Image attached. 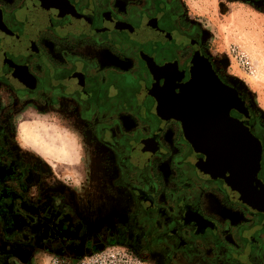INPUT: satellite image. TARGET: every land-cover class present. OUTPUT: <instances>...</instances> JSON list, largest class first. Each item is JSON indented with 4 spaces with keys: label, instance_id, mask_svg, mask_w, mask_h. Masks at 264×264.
<instances>
[{
    "label": "flooded vegetation",
    "instance_id": "flooded-vegetation-1",
    "mask_svg": "<svg viewBox=\"0 0 264 264\" xmlns=\"http://www.w3.org/2000/svg\"><path fill=\"white\" fill-rule=\"evenodd\" d=\"M188 21L180 0H0V264L116 241L157 264H264V123ZM209 66L238 95L232 117L261 143L255 190L207 166L202 174L206 155L158 109L168 78L179 92L193 68ZM26 101L72 107L113 153L118 212L88 240L70 197L15 143L11 116ZM209 188L233 210L222 219L205 208Z\"/></svg>",
    "mask_w": 264,
    "mask_h": 264
},
{
    "label": "rangeland",
    "instance_id": "rangeland-1",
    "mask_svg": "<svg viewBox=\"0 0 264 264\" xmlns=\"http://www.w3.org/2000/svg\"><path fill=\"white\" fill-rule=\"evenodd\" d=\"M180 1L189 24L199 28L217 70L237 85L264 123V0ZM17 108L11 116L15 143L35 159L34 170L41 180L53 191L70 197L88 224L86 239L112 225L120 191L114 185L116 169L111 149L99 140L88 121L73 117L72 107L26 101L19 102ZM21 123L35 150L21 148L17 140ZM168 130L175 134L174 125ZM199 169L207 173L204 158L199 160ZM234 197L241 198L237 194ZM128 201V196L121 200L125 207ZM203 201L206 210L220 219L233 211L223 205L212 188L203 193ZM127 238L132 242L133 233Z\"/></svg>",
    "mask_w": 264,
    "mask_h": 264
},
{
    "label": "water",
    "instance_id": "water-1",
    "mask_svg": "<svg viewBox=\"0 0 264 264\" xmlns=\"http://www.w3.org/2000/svg\"><path fill=\"white\" fill-rule=\"evenodd\" d=\"M173 82L155 92L158 109L182 123L186 139L206 155L211 172L237 178L254 189L262 146L249 128L230 114L239 101L237 93L223 84L210 66L193 68L191 79L179 92Z\"/></svg>",
    "mask_w": 264,
    "mask_h": 264
},
{
    "label": "built area",
    "instance_id": "built-area-1",
    "mask_svg": "<svg viewBox=\"0 0 264 264\" xmlns=\"http://www.w3.org/2000/svg\"><path fill=\"white\" fill-rule=\"evenodd\" d=\"M44 264H157L152 256L124 242H109L95 247L52 254Z\"/></svg>",
    "mask_w": 264,
    "mask_h": 264
},
{
    "label": "clouds",
    "instance_id": "clouds-1",
    "mask_svg": "<svg viewBox=\"0 0 264 264\" xmlns=\"http://www.w3.org/2000/svg\"><path fill=\"white\" fill-rule=\"evenodd\" d=\"M262 108H264V104L261 105ZM25 125L24 124H19L18 126V135H17V140L20 143L21 148L28 149L32 148L35 150V145L31 144L28 141V137L26 136L25 133Z\"/></svg>",
    "mask_w": 264,
    "mask_h": 264
},
{
    "label": "crops",
    "instance_id": "crops-1",
    "mask_svg": "<svg viewBox=\"0 0 264 264\" xmlns=\"http://www.w3.org/2000/svg\"><path fill=\"white\" fill-rule=\"evenodd\" d=\"M205 204H206V202H205ZM208 212H210V211H208ZM210 213H211V212H210ZM211 214H212V215H216V213H211ZM83 240H84V239H83ZM84 242H86V241H84ZM77 248H79V247H76V248L73 247L72 249L75 250V249H77Z\"/></svg>",
    "mask_w": 264,
    "mask_h": 264
},
{
    "label": "bare ground",
    "instance_id": "bare-ground-1",
    "mask_svg": "<svg viewBox=\"0 0 264 264\" xmlns=\"http://www.w3.org/2000/svg\"><path fill=\"white\" fill-rule=\"evenodd\" d=\"M167 76H169L170 77V75H169V73H168V75ZM168 78V77H167ZM171 78V77H170ZM171 80V79H170ZM170 80H169V78H168V83L170 82ZM167 86H168V84L166 85V88H167ZM250 149H252V148H250ZM251 152H252V150H250Z\"/></svg>",
    "mask_w": 264,
    "mask_h": 264
}]
</instances>
